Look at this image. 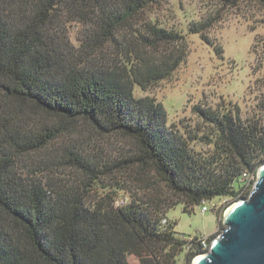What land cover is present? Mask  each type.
<instances>
[{
  "label": "trees",
  "instance_id": "trees-1",
  "mask_svg": "<svg viewBox=\"0 0 264 264\" xmlns=\"http://www.w3.org/2000/svg\"><path fill=\"white\" fill-rule=\"evenodd\" d=\"M149 1L127 0L117 7L107 0H0V264H131V256L137 264H177L186 242L174 232V223H162L166 212L179 204L192 212L215 198L237 200L242 175L255 177L264 164V125L256 115L243 118L237 108L196 106L210 129L201 136L200 129L169 126L154 99L135 97V86L148 91L179 68L185 57L181 35L148 26L147 36L138 35L140 43L126 51V61L105 71L84 69L85 59H71L51 37L60 9L87 10L96 30L83 46L94 54L116 43V35ZM216 1L229 7L264 3ZM201 30L195 24L189 29L192 34ZM161 44L180 48L169 55L151 53ZM39 114L58 121L35 124ZM79 121L102 136L129 139L132 154L101 163L56 147L60 139L79 133ZM197 142L211 152H197ZM24 158L37 160L24 171ZM61 166L93 181L150 170L178 201L167 206L136 197L119 206L101 201L92 207L84 196L89 181L80 188L50 176ZM204 253L196 247L187 260Z\"/></svg>",
  "mask_w": 264,
  "mask_h": 264
},
{
  "label": "rangeland",
  "instance_id": "rangeland-1",
  "mask_svg": "<svg viewBox=\"0 0 264 264\" xmlns=\"http://www.w3.org/2000/svg\"><path fill=\"white\" fill-rule=\"evenodd\" d=\"M107 1V5L118 7L127 0ZM92 21L93 17L87 10L80 14L76 10L62 8L51 26V37L55 43L71 59H85L81 64L84 69L111 70L126 61V51L136 42L140 43L138 35L147 36L148 26L177 33L184 38L181 50L185 57L173 75L148 91H142L138 86L134 89L136 98L150 97L163 106L169 126L185 132L200 129L203 131L201 136L208 135L210 129L195 113L196 106L220 111L237 108L243 118L256 115L264 125V109L261 107L264 105V3L240 2L229 7L216 0L149 1L132 17L128 27L116 35V43H107L89 55L83 45L87 37L95 33ZM193 24L203 27L201 34L189 31ZM177 48L180 47L161 44L151 53L169 55L176 53ZM218 48L220 54L214 51ZM33 121L51 125L58 119L39 114ZM77 130L78 134L66 136L54 145L66 146L64 150L70 149L92 162H111L119 159L121 154H132L133 144L127 138L102 136L82 121L78 122ZM193 147L200 154L212 150L203 142L194 143ZM58 155H62V150ZM36 160L24 158L20 167L26 165L23 168L26 171ZM57 172L50 176L65 184L81 188L89 181L84 196L92 207L101 201L119 206L136 197L146 201L158 199L167 206L178 201L150 170L142 172L143 175H139L136 169L115 172L107 177L100 176L96 181L87 180L80 173L62 166ZM239 199L215 198L206 203L209 209L205 213L201 212V206L192 212H184L183 205L179 204L166 212L165 225L174 223L175 233L186 238L206 237L211 243L225 228L222 222L225 210ZM188 253L184 249L177 264H191L194 259L188 262ZM129 261L138 263L133 256Z\"/></svg>",
  "mask_w": 264,
  "mask_h": 264
},
{
  "label": "water",
  "instance_id": "water-1",
  "mask_svg": "<svg viewBox=\"0 0 264 264\" xmlns=\"http://www.w3.org/2000/svg\"><path fill=\"white\" fill-rule=\"evenodd\" d=\"M222 222L225 228L208 252L191 264H264V164L248 197L233 203Z\"/></svg>",
  "mask_w": 264,
  "mask_h": 264
},
{
  "label": "built area",
  "instance_id": "built-area-1",
  "mask_svg": "<svg viewBox=\"0 0 264 264\" xmlns=\"http://www.w3.org/2000/svg\"><path fill=\"white\" fill-rule=\"evenodd\" d=\"M255 179H256V176H252L250 174H247V173H244L241 177V188H242V191L240 192V194L238 195V199L240 197H242L243 195H245L247 193V195H249V193L251 192V190L253 189V186H254V183H255ZM206 203L207 202H202L201 204V212L205 213L208 211V207L206 206ZM213 208L217 209L218 207H215L213 206ZM228 209V208H227ZM227 209L225 210V213L227 211ZM162 223L165 225L167 223V219H163ZM181 239H183L185 242H186V245H185V250L187 252H192L194 248L198 247L200 248L202 251H204L205 253L208 252L209 250V247H210V242L209 240L206 238V237H184V236H181ZM204 253V254H205ZM203 255V254H202ZM200 256V255H199ZM198 256H196L194 258V260L197 258Z\"/></svg>",
  "mask_w": 264,
  "mask_h": 264
}]
</instances>
